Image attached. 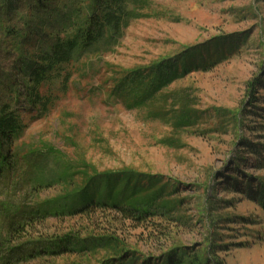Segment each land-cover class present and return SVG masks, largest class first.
I'll list each match as a JSON object with an SVG mask.
<instances>
[{
  "label": "rangeland",
  "instance_id": "rangeland-1",
  "mask_svg": "<svg viewBox=\"0 0 264 264\" xmlns=\"http://www.w3.org/2000/svg\"><path fill=\"white\" fill-rule=\"evenodd\" d=\"M145 1L114 50L85 58L87 70L45 117H25L16 150L26 157L0 179V246L4 205L30 210L61 196L69 207L159 210L115 232L138 256L161 260L183 247L213 264H264V0ZM205 44L197 53L210 64L174 80L150 106L127 109L109 95L114 69ZM173 104L176 122L190 112L187 125L148 114ZM167 191L171 214L160 213Z\"/></svg>",
  "mask_w": 264,
  "mask_h": 264
},
{
  "label": "trees",
  "instance_id": "trees-1",
  "mask_svg": "<svg viewBox=\"0 0 264 264\" xmlns=\"http://www.w3.org/2000/svg\"><path fill=\"white\" fill-rule=\"evenodd\" d=\"M145 3V0H0L1 180L9 179L17 163L26 157L16 150V143L27 127L25 117L31 120L45 117L60 94L68 91L72 76L87 70L89 60L85 58L114 50L131 20L138 17L137 9ZM212 43L219 50L227 48L220 40ZM206 45L188 48L175 57L144 67L121 72L113 68L106 80L111 84L109 95L120 99L127 109L150 106L174 80L210 64L204 61L202 53H197ZM213 53L217 54V50ZM175 106L151 110L148 114L153 118H170L175 127L187 125L192 119L190 112L176 122ZM51 182L40 187L50 186ZM169 197L168 191L161 192L160 213L171 214L176 208V202ZM60 199L61 196H56L30 210L21 205H4L7 218L1 233L0 264H213L183 247L167 252L161 260L128 252L116 236L118 226L130 222L134 228L141 227L148 217L159 214L156 208L140 211L106 203L77 208L61 205ZM52 218L60 221V225L50 226ZM71 219L74 220L68 223Z\"/></svg>",
  "mask_w": 264,
  "mask_h": 264
}]
</instances>
